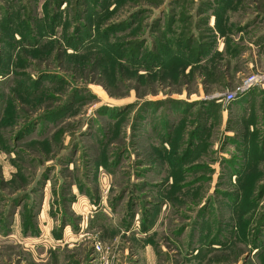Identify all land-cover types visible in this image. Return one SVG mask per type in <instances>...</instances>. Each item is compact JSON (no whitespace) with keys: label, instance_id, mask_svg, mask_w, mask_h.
I'll return each mask as SVG.
<instances>
[{"label":"rangeland","instance_id":"374dc122","mask_svg":"<svg viewBox=\"0 0 264 264\" xmlns=\"http://www.w3.org/2000/svg\"><path fill=\"white\" fill-rule=\"evenodd\" d=\"M264 0H0V264H264Z\"/></svg>","mask_w":264,"mask_h":264},{"label":"built area","instance_id":"2783aa9c","mask_svg":"<svg viewBox=\"0 0 264 264\" xmlns=\"http://www.w3.org/2000/svg\"><path fill=\"white\" fill-rule=\"evenodd\" d=\"M245 82L237 88L236 92L228 93V95L222 97H217L218 102H226L231 103L235 101L238 96H243L244 94L248 93L249 91L253 90H260L261 88L264 89V76H252L244 80Z\"/></svg>","mask_w":264,"mask_h":264}]
</instances>
